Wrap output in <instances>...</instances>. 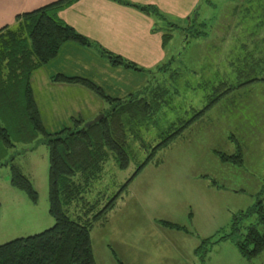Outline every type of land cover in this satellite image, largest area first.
<instances>
[{
	"label": "trees",
	"instance_id": "obj_1",
	"mask_svg": "<svg viewBox=\"0 0 264 264\" xmlns=\"http://www.w3.org/2000/svg\"><path fill=\"white\" fill-rule=\"evenodd\" d=\"M72 1L56 0L24 12L16 16L14 25L0 28V153L15 146L4 124H13L24 134L30 130L25 139L28 142L36 134L41 136V142L48 150V211L54 219V224L42 232L0 245V264H95L90 240L93 224L106 220L117 197L155 151L168 146L184 129L200 121L221 102H227L232 108L254 88L264 86V0H238L229 13L231 21L226 23L227 31L233 34L231 38L219 40L221 46L217 52L210 56L204 52L198 55V46L196 52L194 49L183 50L190 53V67L184 66L183 51L178 52L152 71H158L154 76L158 80L137 92L122 98L112 97L89 79L54 75L52 81L83 86L109 108L102 111L103 118L90 126H85L86 121L82 118L72 117L70 125L53 133L47 132L30 78L34 70L57 55L63 43L90 45L58 15L59 10ZM198 23L195 14L184 33L183 44L189 46L190 39L207 37L206 24ZM164 39H168L167 35ZM99 51L113 65L143 70L118 55L103 49ZM159 111H163L159 116L164 127L157 130L153 146L147 143L145 134L149 131L148 125L157 124L153 118ZM170 111L176 112L175 116H170ZM189 114L191 116L187 118ZM232 141L236 145L232 153L215 151V154L222 164L241 167L244 165L242 144L236 139ZM145 149L151 152L116 194L109 196L104 188L93 192L92 184L101 182L102 178H99L108 160H113L118 169L124 170L131 157ZM10 183L24 191L32 201L36 200V191L17 167L11 166ZM211 184L217 186L215 181ZM261 188L264 191V178ZM251 216L255 221L241 226L242 219ZM159 223L167 228L184 230L172 222ZM227 239L234 242L239 254L247 260L264 249V205L261 200L233 213L227 232L200 241L195 254L201 263L212 244Z\"/></svg>",
	"mask_w": 264,
	"mask_h": 264
},
{
	"label": "rangeland",
	"instance_id": "obj_2",
	"mask_svg": "<svg viewBox=\"0 0 264 264\" xmlns=\"http://www.w3.org/2000/svg\"><path fill=\"white\" fill-rule=\"evenodd\" d=\"M237 1L206 0L202 3L198 10V21L206 24L208 35L205 38L201 36L190 39L192 44L189 46L182 42L193 17L174 22L179 25L163 20L161 23L164 24L165 31H175L174 37L168 43V54L173 56L190 49L196 52V46L198 55L204 52L203 54L210 56L217 52L221 46L219 40L223 36L221 29H227L226 23L231 21L228 19L229 13ZM174 26L177 28L172 29ZM232 34L230 32L226 37L231 38ZM227 44L230 45L231 42L227 41ZM81 47L86 52L64 50L58 60L55 56L54 62L53 59L50 60L31 75V88L47 132L53 133L70 125L72 117L67 114L69 107L66 105L74 109L76 105L73 102H83L65 101L67 97L74 98V88L60 91L48 84L52 90L46 95L45 85L39 81L51 74H59L62 70L73 74L76 70L82 77L93 79L107 95L114 96L116 93V97L121 98L158 80L154 78L158 71L152 73L155 69L141 68L143 70L138 71L116 66L95 49L96 47ZM222 51L224 53V48ZM65 52H68V57L64 56ZM189 55L190 53L183 51L184 66L190 67ZM76 56L82 59L84 57V63L73 60H79ZM87 62L93 67H85ZM104 65L103 79H99V68ZM107 66L119 75L114 82V92L107 89V81H113L108 79L110 73ZM261 92H264V87L260 90L254 88L232 108L227 102H221L222 104L209 110L199 122L184 129L168 146L155 151L150 161L137 172L117 197L114 208L106 215V220L93 224L90 240L95 264H264V249L251 260H247L239 254L231 239L212 244L203 263L194 253L202 239L228 231L233 213L248 208L257 199L264 205V191L261 188L264 178V93ZM89 93L95 98L92 101L85 94V106L91 107V104L96 107L97 101H101L102 108L108 110L109 107L102 99L91 91ZM48 96L53 97L52 104L57 105L56 109L49 108ZM83 112L84 115L80 117L87 120L85 123L95 117L88 120L87 112L82 110ZM162 112L159 111L153 118L157 124L147 126L149 131L145 137L147 136V143L153 146L155 142L152 141L158 133L157 130L164 127L159 116ZM169 113L170 116L176 114L171 111ZM77 114L73 117H79ZM190 116L191 114L187 118ZM4 127L9 130L15 146L6 149L4 154L0 153V245L42 232L54 224L48 211L47 147L38 134L32 141H25L31 133L30 130L24 134L22 130L17 131L13 124H4ZM232 139L242 144L243 151L248 153V159H243L244 165L241 167L222 164L215 154V151L232 153L236 147ZM150 152V149L138 150L124 170L118 169L113 160H108L99 178H102L101 182L92 184L93 192L104 188L109 196L116 194ZM11 166L17 167L30 181L37 193L35 201L24 191L11 185ZM211 181H215V188L210 185ZM156 220L174 221L185 226L191 234L163 228ZM254 221V217H247L242 219L241 226Z\"/></svg>",
	"mask_w": 264,
	"mask_h": 264
},
{
	"label": "crops",
	"instance_id": "obj_3",
	"mask_svg": "<svg viewBox=\"0 0 264 264\" xmlns=\"http://www.w3.org/2000/svg\"><path fill=\"white\" fill-rule=\"evenodd\" d=\"M54 1L56 0H0V28L6 25H14L16 22V16L24 12L37 9ZM204 2H206V0H74L70 4L62 7L61 10H59L58 15L66 24L71 26L78 34L82 35L89 41L90 45L87 47L94 46V48L96 47L95 49L97 50L103 49L104 51L116 53V55L137 65L139 68L153 70L172 56V54H168L170 51L168 49V43L172 39V36L174 37L175 31H165L166 29H164V24L161 22L163 20L173 21L171 23H174L175 21H186L195 14H199L198 10L200 5ZM144 8H150L153 11L150 10L152 12H148ZM195 17L197 18V16ZM174 24L179 25L177 23ZM175 27L176 26H174L172 29ZM230 32L232 31L221 29V34L223 35L222 37H226L230 34ZM165 35H167L168 39H164ZM81 46L83 45L71 41L63 43L55 57L56 60L60 58L64 50H70L71 52L84 51L85 49H83ZM67 53L68 52H65V57L69 56ZM73 60H77L81 64L84 63V57L83 59L79 57V60ZM86 66L89 68L93 67L88 62L85 63V67ZM104 68L105 65L99 68V73L97 74L101 77L99 79H103ZM107 69L110 73L108 79H113L112 82L107 81V85H109L107 89L111 92H114V82L117 80V76L119 75L118 73L116 74L114 71H112L110 66H107ZM77 73L79 72H76L75 70L73 71V74H67L64 70H62L59 74L82 77ZM51 75L50 77H45L44 80L39 81L42 85L44 83V92L46 95L51 93L52 90L49 88V85L53 86V89L60 91H66L67 88H74V98L67 97V100L65 101H83L82 103L73 102V104L76 105L73 107L74 109H72L70 105H66L69 107L67 111L68 113H66L70 117H73V115L76 113H78L77 115L80 117L84 115L82 110H85L87 112V117H89L88 120H90L92 117L104 111L101 101H97L96 104L98 105H96V107H93L91 104V107L85 106V94L87 98L92 101L95 98L93 95H91L92 93H89L90 90L87 91L88 89L78 84L69 85L63 84L61 82H52L50 79L54 75ZM83 78L94 82L93 79L88 77L83 76ZM112 97H116V93ZM47 100L49 108H57L56 104H52V96H48ZM253 148H255V145H253ZM247 154L248 153L246 150L243 151V159H248ZM210 185L212 186L211 182ZM189 219H191V217H189ZM159 221L167 220H156L158 225L167 229V227L162 226ZM168 222L177 224L174 221ZM179 226L183 227L184 230H177L173 228L169 229L183 231L187 235L191 234L190 231L185 228V226Z\"/></svg>",
	"mask_w": 264,
	"mask_h": 264
},
{
	"label": "water",
	"instance_id": "obj_4",
	"mask_svg": "<svg viewBox=\"0 0 264 264\" xmlns=\"http://www.w3.org/2000/svg\"><path fill=\"white\" fill-rule=\"evenodd\" d=\"M103 114L102 113H100V114H98L97 116H95L91 121H88L86 124H85V126H90L91 124H94V123H96V122H98L101 118H103Z\"/></svg>",
	"mask_w": 264,
	"mask_h": 264
}]
</instances>
